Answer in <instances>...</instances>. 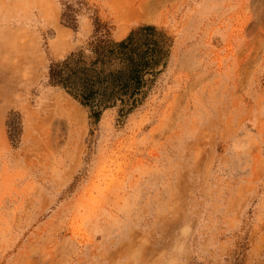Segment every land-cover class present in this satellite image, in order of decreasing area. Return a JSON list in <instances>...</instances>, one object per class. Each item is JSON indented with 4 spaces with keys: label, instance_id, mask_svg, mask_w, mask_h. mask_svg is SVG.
Wrapping results in <instances>:
<instances>
[{
    "label": "rangeland",
    "instance_id": "374dc122",
    "mask_svg": "<svg viewBox=\"0 0 264 264\" xmlns=\"http://www.w3.org/2000/svg\"><path fill=\"white\" fill-rule=\"evenodd\" d=\"M147 25L173 45L132 112L51 83ZM0 264H264V0H0Z\"/></svg>",
    "mask_w": 264,
    "mask_h": 264
},
{
    "label": "trees",
    "instance_id": "16d2710c",
    "mask_svg": "<svg viewBox=\"0 0 264 264\" xmlns=\"http://www.w3.org/2000/svg\"><path fill=\"white\" fill-rule=\"evenodd\" d=\"M62 20L65 26L76 29L73 15L64 12ZM96 23L99 26L98 19ZM172 45V38L153 25L133 29L120 41L101 34L97 27L90 55L73 52L64 60L51 63L49 78L97 115L119 104L121 112L129 113L166 67Z\"/></svg>",
    "mask_w": 264,
    "mask_h": 264
},
{
    "label": "bare ground",
    "instance_id": "6f19581e",
    "mask_svg": "<svg viewBox=\"0 0 264 264\" xmlns=\"http://www.w3.org/2000/svg\"><path fill=\"white\" fill-rule=\"evenodd\" d=\"M127 6V5H126Z\"/></svg>",
    "mask_w": 264,
    "mask_h": 264
}]
</instances>
